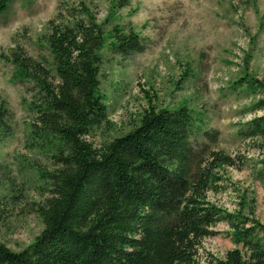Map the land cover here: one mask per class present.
<instances>
[{
  "label": "trees",
  "instance_id": "obj_1",
  "mask_svg": "<svg viewBox=\"0 0 264 264\" xmlns=\"http://www.w3.org/2000/svg\"><path fill=\"white\" fill-rule=\"evenodd\" d=\"M11 0H0L1 7ZM106 34L95 21L70 13L50 21L42 61L13 48L15 77L33 85V112L26 147L45 154L52 169L40 172L48 197L34 204L42 231L24 249L0 241V264H264V223L254 218L255 198L240 195L229 211L209 198L221 189L220 173L234 159L217 149L219 132L194 128L186 106L151 103L127 133L96 147L88 140L108 128L99 92L100 51L107 41L121 55L143 50L136 32L114 27ZM253 109L263 114L238 134L261 138L264 151V83ZM12 113L0 102V134L10 133ZM198 136L200 140H195ZM255 178L264 184V157ZM226 222L235 248L224 258L196 259L204 238Z\"/></svg>",
  "mask_w": 264,
  "mask_h": 264
},
{
  "label": "rangeland",
  "instance_id": "obj_2",
  "mask_svg": "<svg viewBox=\"0 0 264 264\" xmlns=\"http://www.w3.org/2000/svg\"><path fill=\"white\" fill-rule=\"evenodd\" d=\"M0 12V102L8 103L11 129L0 134V241L13 251L27 247L42 231L34 204L48 197L42 169H52L45 154L26 147L33 112V85L14 76L13 48L42 61L48 23L59 24L70 13L95 21L108 35L114 27L136 32L144 48L121 55L102 47L99 92L110 125L88 140L99 147L127 133L150 103L158 108L186 106L194 128L219 132L217 149L236 166L220 173L221 189L209 198L229 211L240 195L255 198L254 218L264 223V184L255 178L264 157L261 138L238 134L263 114L253 109L262 98L252 78L264 83V0H11ZM195 140H200L195 136ZM198 249L224 258L235 248L226 222L213 227Z\"/></svg>",
  "mask_w": 264,
  "mask_h": 264
}]
</instances>
